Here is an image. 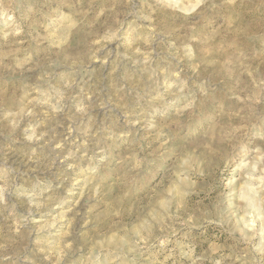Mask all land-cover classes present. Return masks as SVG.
<instances>
[{
  "label": "rangeland",
  "instance_id": "rangeland-1",
  "mask_svg": "<svg viewBox=\"0 0 264 264\" xmlns=\"http://www.w3.org/2000/svg\"><path fill=\"white\" fill-rule=\"evenodd\" d=\"M0 264H264V0H0Z\"/></svg>",
  "mask_w": 264,
  "mask_h": 264
}]
</instances>
